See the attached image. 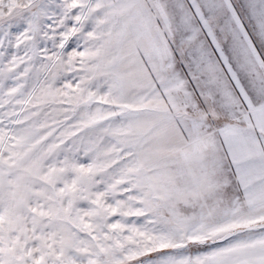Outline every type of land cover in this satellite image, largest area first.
Wrapping results in <instances>:
<instances>
[{
    "label": "snow or ice",
    "instance_id": "obj_1",
    "mask_svg": "<svg viewBox=\"0 0 264 264\" xmlns=\"http://www.w3.org/2000/svg\"><path fill=\"white\" fill-rule=\"evenodd\" d=\"M0 264H264V0H0Z\"/></svg>",
    "mask_w": 264,
    "mask_h": 264
}]
</instances>
